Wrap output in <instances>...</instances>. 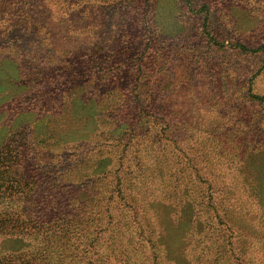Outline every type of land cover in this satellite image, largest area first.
<instances>
[{
	"label": "rangeland",
	"instance_id": "1",
	"mask_svg": "<svg viewBox=\"0 0 264 264\" xmlns=\"http://www.w3.org/2000/svg\"><path fill=\"white\" fill-rule=\"evenodd\" d=\"M16 2L0 0V146L3 142L12 149L17 148L24 142L19 134L23 136L26 132L37 152L32 165L39 168L40 174L46 173L42 180L45 186L65 184V190H75L78 187L75 182H64L80 169H85L81 171L84 174L91 173L99 157L92 148L98 125L88 120L97 108L90 102V95L96 94L97 89L86 85L90 91L84 90L82 100L85 102L73 101L74 95L64 99L71 91L64 84L67 77L56 71V58L61 50L75 52L93 43L94 29L89 27L85 31L83 28L89 23H93V27L104 16H112V24H105L102 31L113 29V39H117L107 46L106 53L125 43L120 40L122 35H141L145 42L151 40L152 32L163 34L169 39L163 49L167 56L163 78L172 82L163 92V98L170 109L180 112L185 122L189 121L188 125L179 126L184 136L179 146L184 152L192 151L196 166L204 168V175L214 172L218 176L209 190L213 193L215 208L234 225L236 240L245 243L253 264H264V54L246 52L264 43V0H125L121 5L126 6L125 10H120L122 7L115 1L101 12L91 7L84 20L57 17L55 10L61 4L56 0H24L28 13L23 18L16 11ZM125 20L133 23L126 25ZM34 22L38 25L34 26ZM12 36L17 41L8 48ZM238 43H242L246 51L240 53L234 49ZM45 67L47 71L41 69ZM50 71L56 74H48ZM54 86H58L55 91L63 88L62 93H54L57 97L65 96L61 103L56 104L49 95L52 92L47 93ZM47 98L52 101L42 110L40 104ZM64 100L66 103H62ZM45 111L51 115L46 116ZM251 114L261 120L254 124L249 120ZM41 118L40 126L38 119ZM259 128L261 132L256 133L262 138L251 141V135ZM212 129L224 132V139L217 141L215 134H208ZM228 130L237 134V143L233 140L234 152V148L228 147L230 142L225 140ZM240 131L251 136L250 147L255 148L252 153L238 143ZM41 133L52 139L59 138L62 145L43 152L44 157L39 158V148L44 151L38 139ZM186 133L192 136L189 141L185 140ZM179 155L186 187L190 170L187 158ZM145 174L148 179L134 191L144 194L146 201L141 205L149 216L153 212L151 202L156 199L169 202L167 193L172 189V177L164 171L161 177L151 172ZM125 179L132 180L128 176ZM189 186L193 187V183ZM163 219H168L166 212ZM187 225L179 222L175 227H163V243L169 258H180L182 253L185 256L199 253L195 245L198 228L186 235Z\"/></svg>",
	"mask_w": 264,
	"mask_h": 264
},
{
	"label": "trees",
	"instance_id": "2",
	"mask_svg": "<svg viewBox=\"0 0 264 264\" xmlns=\"http://www.w3.org/2000/svg\"><path fill=\"white\" fill-rule=\"evenodd\" d=\"M115 1L121 6L125 0H56L61 6L55 11L63 19L84 20L91 7L101 12ZM16 4V11L26 17L28 11L23 6L26 2L17 0ZM121 7L120 10H125L126 6ZM111 19L112 16H104L93 27V23L86 25L83 30L94 29V42L75 52L61 50L56 58V71L67 77L64 84L71 91L66 98L54 94L62 93L63 88L55 91L58 86L48 88L47 92H52L49 95L56 104L72 95L73 101L81 103L85 102L84 90L90 91L86 85L97 89L96 94L90 95V102L97 108L88 118L98 125L92 148L99 157L91 173L84 174L81 171L85 169H80L67 178L64 183L75 182L78 186L75 190H65V184L46 187L42 181L46 173L40 174L39 168L32 165L37 152L26 132L23 136L19 134L24 142L17 148L3 142L0 146V264H253L245 243L236 240V228L213 204L214 196L209 190L218 176L214 172L204 175V168L196 166L192 151L184 152L179 146L184 137L179 126L188 125L189 121L185 122L180 112L170 109L163 98V92L172 85L163 78L167 59L163 49L169 39L156 32L145 42L141 35H122L120 40L125 43L106 53L107 46L117 42L111 33L113 29L102 31L112 24ZM16 41L15 36L10 37L8 48ZM234 49L241 53L247 48L238 43ZM247 50L251 54H264V43ZM51 71L48 74H56ZM50 101L47 98L40 108L45 110ZM45 114L51 115L46 111ZM42 118L38 119L40 126ZM249 120L256 124L261 117L251 114ZM207 132L215 134L217 141L225 137L218 130ZM256 132L261 129L254 131L252 138L244 135L246 131L239 132L238 143L249 153L255 149L250 147V138L251 141L262 138ZM225 133L228 134L225 140L230 142L228 147L234 148V152L237 134L232 130ZM39 135L44 147V151L39 148V158L44 157L43 152L62 145L57 137L55 140L46 133ZM191 138V134H185V140ZM179 153L187 158L190 171L186 184L190 181L188 184L193 183V187L183 186ZM162 171L172 177V189L167 193L170 200H154L150 204L153 212L146 216L141 205L146 201L144 194L134 190L148 179L145 173L161 177ZM126 176L132 180L126 181ZM163 212L168 219L162 220ZM179 222L188 224L186 235L198 228L195 245L200 251L171 259L165 251L163 227H175Z\"/></svg>",
	"mask_w": 264,
	"mask_h": 264
}]
</instances>
